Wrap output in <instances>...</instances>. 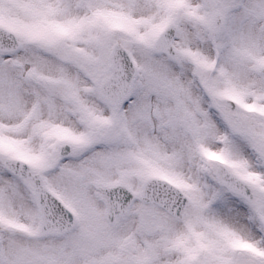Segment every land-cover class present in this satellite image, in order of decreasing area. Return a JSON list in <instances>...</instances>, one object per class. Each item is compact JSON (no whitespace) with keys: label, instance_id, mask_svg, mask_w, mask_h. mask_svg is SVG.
I'll list each match as a JSON object with an SVG mask.
<instances>
[{"label":"snow or ice","instance_id":"obj_1","mask_svg":"<svg viewBox=\"0 0 264 264\" xmlns=\"http://www.w3.org/2000/svg\"><path fill=\"white\" fill-rule=\"evenodd\" d=\"M0 264H264V0H0Z\"/></svg>","mask_w":264,"mask_h":264}]
</instances>
